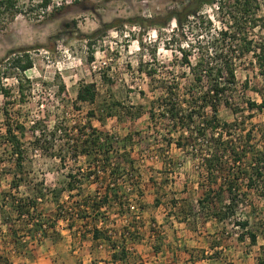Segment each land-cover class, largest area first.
<instances>
[{"label":"rangeland","instance_id":"rangeland-1","mask_svg":"<svg viewBox=\"0 0 264 264\" xmlns=\"http://www.w3.org/2000/svg\"><path fill=\"white\" fill-rule=\"evenodd\" d=\"M13 1V8L0 7V68L2 74H8L0 79V87L9 93L3 95L0 92V243L6 238L9 242L14 241L22 231L23 237H29V245L40 243L48 236L50 242L54 237L59 244L57 252L63 253L65 233L68 237L71 234L72 238L77 237L74 235L77 233L82 236L86 233V226L94 227L102 218L95 217L89 209L86 218H75L68 213L69 208L75 203L82 205L85 198L90 202L97 184L111 181L109 171L112 167L120 166L121 171L125 168L130 171L133 166L132 177L116 175L113 181L134 184L138 199L145 196L144 191L149 186V195L154 199L152 203L159 199L163 208L171 206L173 199L187 200L193 206V214H198L195 219L189 218L188 225L183 227L185 232L178 238L185 256L189 257L196 251V261L212 256L214 264H257V258L264 251V190L258 194L246 186L247 178L253 172L249 166L250 162L254 163L250 152L252 148L254 152L264 150V108L249 111L247 103L260 105L264 102V71L260 72L252 54L236 60L237 84L228 98L230 107L225 104L217 107L218 120L231 128L227 131L218 128L200 139L196 135L184 134L180 149L175 144L181 133H173V123L161 117L158 111V99L166 97L168 86L177 87V101L182 106L189 98V92L198 97L206 89L205 81L199 86L193 85V77L188 67L181 64L178 50L180 45L186 50L185 44L191 42L195 48L193 52H196L198 46H206L211 35L223 30V21L219 19L221 15L216 8L207 6L202 11L213 24L209 35L195 19L189 20L193 28L183 34L174 21L165 28L148 24L165 17L173 9H179L182 4H187V0H71L72 4L70 0H51L49 10L39 8L40 0ZM255 20L257 27L250 37L263 39L264 0H258ZM113 21L117 22L116 27L108 30L102 39H96L89 49L87 37ZM172 32L174 41L167 45L163 38ZM223 47L226 49L228 45ZM24 54L29 56L33 66L22 75L11 61L14 56ZM195 54L191 55L192 63L195 62ZM89 56H92V62ZM151 70L155 72L152 77L148 75ZM85 83L96 86L98 96L94 105L76 103L79 86ZM22 84L23 96L20 97ZM61 85L64 91L59 93ZM190 85L195 87L192 91ZM188 102L193 103L189 99ZM115 103L121 105L114 106ZM101 104H105L109 115H102ZM153 107L155 116L151 119ZM89 111H94L95 117H89ZM204 112L206 120H209L210 110ZM127 113L133 118L130 119ZM101 115L103 122L98 120ZM37 123L46 136L45 143L41 144L43 149H38L33 143L31 127ZM16 125L23 126L25 131L24 137L20 138L23 152L20 167L17 166L16 152L6 143L5 137L8 127L19 136ZM92 129L110 133L122 144L119 152L123 154L122 159L117 161L114 159L117 155L113 154L108 163L111 168H100L102 174L97 177L88 176L89 168L105 166L101 161L105 157L94 163L83 156L73 157L75 146L79 150L83 148L77 141L80 133L87 134ZM220 133L221 142H226V145L220 143L219 147H214L207 142L208 138H216ZM248 134L249 141L246 138ZM234 150L242 157L236 163L232 160ZM213 154H220V157L216 156L220 160V169L214 165L208 177L204 164L205 160H213L210 158ZM128 155L132 164L127 162ZM223 165L233 168L230 172L233 177L238 176L234 182L238 187L239 203L232 218L218 221L209 213L212 211L210 204L205 203L202 209L196 202L203 198L209 187L219 188L223 184L220 171ZM70 173L76 174V180H82L76 184L74 195L68 198L67 192H63L58 200L53 199L51 193L66 188ZM232 176L230 180H233ZM212 180L215 185H212ZM14 183H18V187H13ZM118 186L123 188V184ZM121 188L120 192L123 191ZM223 188L227 186L223 185ZM79 192L82 195L78 197L76 194ZM103 194L104 190L100 189L95 197ZM224 197L227 200L226 195ZM20 200L35 202L29 212L32 220L27 215L21 220L16 218L12 206ZM131 203L139 207L134 217L147 207L137 199ZM149 204L151 208L148 211H151L155 207ZM165 212L166 208L161 213ZM3 213L10 216L9 221H4ZM146 218L148 221L149 217ZM239 221L248 222V230L257 236L255 246L250 245L247 236L243 242L238 241L243 232L237 225ZM153 223L149 222L147 226L151 230H154ZM35 225H40L39 231L34 232ZM44 232L47 237H43ZM198 241L204 248H209L207 253L206 249H192L197 248L194 243ZM262 255L264 258V252Z\"/></svg>","mask_w":264,"mask_h":264},{"label":"trees","instance_id":"trees-1","mask_svg":"<svg viewBox=\"0 0 264 264\" xmlns=\"http://www.w3.org/2000/svg\"><path fill=\"white\" fill-rule=\"evenodd\" d=\"M51 0H40L39 8L46 9ZM5 6V8H13L14 1L13 0H5L0 1V7ZM214 7L216 11L220 13L221 21H223V30H220L214 35H211V28L213 26L212 21L209 17L203 14L204 7ZM258 11V0H187V4H182L179 9H173L163 18H156L152 21H149L148 24L150 26H159L161 28H165L170 25L172 21H174L177 25L178 30L183 34L185 31L191 30L193 26H190L189 20L195 19L198 20V23L205 27L207 33L211 35L209 42L207 41L206 46H198L196 52H193L195 49L191 42H187L185 44L187 49L185 50L183 45L179 46V54H180V62L181 64L188 67L193 79V85H200L204 81L206 88L203 92H201L198 97H194L192 92L190 93L189 100L193 103H189L188 99H185V104L182 106L181 102L177 101V94L176 86H168L166 91V97L159 98V108L158 111L160 112L159 115L163 118H168L172 123V131L173 133L179 132V139L176 142V146L180 149L183 145L180 143V140H183L184 134H190L191 136H197L202 138L203 136H208L210 132H215L220 129H224L225 131L229 130L231 126L226 123H221L217 118V107L220 104H225L227 107H230L229 97L232 94V91L236 87V75H235V61L244 59V57L248 54H252L257 67L260 69V72L264 71V38L255 40V38H251L252 30H254L257 26V21L255 20ZM117 22L113 21L109 24H105L101 30L96 31L91 36L87 37V45L90 47L93 46L96 39H102L106 36L108 30L116 27ZM122 24V23H121ZM119 27H122V25ZM247 26V28H246ZM264 30V24L262 28ZM172 34H168L163 38L164 43L170 45L174 41ZM89 41V42H88ZM227 44L228 47L224 49L223 45ZM220 45V48H219ZM254 49V50H253ZM211 52V54H210ZM192 53H196L195 62L192 63L191 55ZM92 56H89V61L92 62ZM11 65L19 71L20 74H24L26 71L32 68V62L29 59L27 54L24 56H14L11 61ZM155 74L154 71H149L148 75L152 77ZM8 74L1 72L0 68V79L3 77H7ZM21 81L22 78H19ZM22 82H20L21 84ZM1 84V82H0ZM190 89L192 91L194 86L190 85ZM0 92L3 95H8L9 93L6 89H1ZM23 84L20 86V97L23 96ZM189 89V90H190ZM64 91V86L61 85L59 87V93ZM194 91V90H193ZM97 90L94 83H85L79 86V89L76 93V103L86 104V105H94L97 101ZM200 102V103H198ZM121 105L119 103H115L114 106ZM249 111L258 110L264 108V102L262 104L257 105L254 102L247 103ZM100 111L103 115H109L107 111V107L105 104H101L99 107ZM110 109V108H109ZM154 107L152 108L150 114L151 119H154ZM207 109L210 110L211 115L208 117L209 120H206L205 112ZM236 113V112H235ZM89 117H95L94 111H89ZM139 115V112L137 113ZM98 118L99 121H104V115ZM128 117L131 119L133 118L131 114L127 113ZM15 129L19 131V136L12 131L9 127L6 129L5 137L6 143H8L11 149L15 150L16 159H17V166L20 167V162H22L23 152L21 151L20 147L22 143L20 138L24 137V128L23 126L16 125ZM90 129V128H89ZM224 131V132H225ZM31 133L34 137L35 145H37L38 149H43L41 147L42 143H45V135L44 132L39 129L38 123L31 127ZM228 133V132H225ZM54 134V133H53ZM250 134L246 136L247 140L250 139ZM116 136H113L110 133H100L95 130H91L90 133L83 134L80 133V136L77 141L81 143L83 148L81 150L78 149V146H75L74 150V158L78 156H83L85 158L91 159V161L98 162V159L101 160L105 166L100 168H111L109 163L110 158H113V154L117 157H114L117 161L122 159V155L120 154V149L122 147L121 141L114 140ZM222 133L218 134L216 138H208L211 144H214V147L220 145V143L225 144L226 142H221ZM219 144V145H218ZM221 144V145H222ZM168 145H171L169 142ZM247 145V142H246ZM248 150V148L246 147ZM264 149V148H263ZM47 150V149H46ZM255 149L252 148L250 154H252V159L254 163L249 164L250 168L253 170L249 174L247 188L250 190H255L258 194H260L261 190H264V150L261 152H254ZM246 150H244V153ZM244 153L242 155H244ZM120 154V155H119ZM222 154V153H221ZM126 155V154H125ZM220 154H213L210 158L213 157V160H205L207 167V175L210 177V172L213 169V166L216 165L220 169V160L218 157ZM233 158L232 160L236 163L242 160V157L237 151H233ZM240 155V156H239ZM113 156V157H112ZM218 156V157H216ZM127 157V162L132 164L133 162L129 161V155ZM241 158V159H239ZM126 160V159H125ZM121 163V162H118ZM108 165V166H107ZM93 166V165H92ZM99 168V169H100ZM90 171L88 172V176L95 175L97 177L98 168H89ZM232 169L230 166H225L221 168V175H223L224 182L223 184L219 185V188L209 187V189L204 193L203 198H200L196 204L198 207L204 209V205L206 203L210 204L212 211H209L211 216L218 221H225L229 218H232L235 214V209L238 205V187L235 185L234 180L238 178L233 177L230 172L232 173ZM80 168L78 169L79 172ZM104 171V170H103ZM111 181L109 183L105 180L102 183H98L96 187V191L90 198H85L83 204L75 203V206L69 208L68 213L70 216H74L75 218H86L88 215V209L94 213L96 217L104 218V214L107 212V207L119 208V215L120 216H130V211L128 208L129 200L126 197V194L122 192L120 194V188L118 187V181H113L115 179L114 176L118 175L121 177H132L134 173V168L131 166L130 171H126V168L121 171L120 166L112 167L109 171ZM241 175L245 172H240ZM84 175V174H83ZM230 176L233 177L229 178ZM76 174L70 173L67 175L68 181L66 182V188L60 191H53L51 194L53 199L58 200V198L63 194V192H67L68 198H71L74 194L76 184L80 183L82 180H76ZM101 179V178H100ZM211 178H209V181ZM212 185H215V182L212 180ZM100 184V185H99ZM210 184V183H209ZM134 185V184H133ZM223 185H226L227 188L224 189ZM100 186H103L101 188ZM13 187H18V183H14ZM104 190V196L101 199L95 197V194H99V190ZM82 192L76 194L78 197L81 196ZM214 194V196H212ZM264 194V192L262 193ZM226 195V199H224ZM125 199V200H124ZM138 200V199H137ZM217 202L221 203L217 205ZM20 203V204H19ZM17 205L13 204V209L15 210L16 218L21 220L24 215H27L29 220H32V216L29 215L30 209H33L35 202L33 200H20ZM15 205V206H14ZM90 205V206H89ZM160 205V200L156 199L153 207L157 208ZM179 205V206H178ZM82 206V207H81ZM126 208L124 209V207ZM172 206V207H171ZM171 206L168 216H172L175 218L176 221L180 223H188L189 218L198 217V214H193V206H190L189 201L173 199L171 202ZM179 207V209L177 208ZM59 210H62L59 208ZM132 216V215H131ZM133 217V216H132ZM4 221H9L10 216L7 213H3ZM28 220V221H29ZM41 225V224H40ZM40 225L34 226V232L39 231ZM188 225V224H187ZM237 225L243 231L241 235L238 236V241L243 242L247 236L250 241L251 246H255L257 243V236L248 230V222L239 221ZM71 224L69 225V229H71ZM36 230V231H35ZM93 237L98 238L100 233L96 228H93ZM43 237H47L46 232H44ZM34 236V235H31ZM21 237H16L14 239V243L21 245L20 239ZM213 248V247H212ZM264 250V249H263ZM262 250V251H263ZM264 252V251H263ZM262 252V254H263ZM257 258V264H264L263 255ZM193 255V254H192ZM191 255V257H193ZM217 255V254H216ZM213 257L210 256L209 259ZM192 259V258H191ZM203 259H206L203 257ZM0 264H7L6 258H2L0 256ZM191 264H194L191 261Z\"/></svg>","mask_w":264,"mask_h":264},{"label":"crops","instance_id":"crops-1","mask_svg":"<svg viewBox=\"0 0 264 264\" xmlns=\"http://www.w3.org/2000/svg\"><path fill=\"white\" fill-rule=\"evenodd\" d=\"M118 183L123 184L121 189L128 200L138 199L135 195V185H129L127 181ZM146 188L149 189H145V196H141V200L139 198L137 201L147 207L141 209L138 218L132 214L133 217L131 215L120 216L119 208L107 207L104 218L99 219L94 227L86 226V233L82 236L77 233L74 234L77 237L72 238L71 234L69 237L66 233L64 234V251L61 254L57 252L59 244L54 241V237L50 242H48V236L40 243L29 245V237L27 235L23 237L21 231L19 232L21 234H18L21 237L19 238L21 245H16L14 241H7V238L3 239L0 243V256L6 258L7 264H191V261L194 264H214L212 263L215 261L213 258L203 259L201 257L196 261V251L190 253L189 257L181 252V239L178 240V238H181V233L185 232L183 227L186 223H180L174 217L168 216L170 210L168 206L165 207L167 213L162 214L161 212L165 210L163 204L148 211L151 208L149 203L152 205L154 199L149 195L150 187ZM139 221L141 223L138 224ZM149 222H154L152 224L154 230L147 227ZM93 228L99 231L98 238L93 237ZM24 234H26L25 231ZM192 238L197 241L196 238ZM194 244L198 246L192 249H206L205 253H207L209 248H204L201 241ZM213 249L217 248L213 247Z\"/></svg>","mask_w":264,"mask_h":264},{"label":"built area","instance_id":"built-area-1","mask_svg":"<svg viewBox=\"0 0 264 264\" xmlns=\"http://www.w3.org/2000/svg\"><path fill=\"white\" fill-rule=\"evenodd\" d=\"M72 1H75V0H72ZM54 3V2H53ZM69 3H73V2H71V0L69 1ZM56 5L57 6H59V4H58V2H56ZM52 6V2L50 1V4H49V6L46 8V9H44V10H49L50 9V7ZM97 168H98V171H97V175H101L102 173L100 172V166H97ZM100 185V184H99ZM98 199H101V196H99V197H97ZM125 200V199H124ZM129 205H128V208H129V211H130V214H135V215H137V211H138V206H137V204H135V203H131V202H134V201H130L129 200ZM126 208V206L124 207V209ZM136 218H138V216H136ZM40 236V233L39 234H37V237H39Z\"/></svg>","mask_w":264,"mask_h":264}]
</instances>
